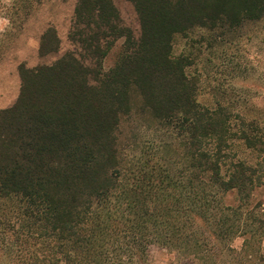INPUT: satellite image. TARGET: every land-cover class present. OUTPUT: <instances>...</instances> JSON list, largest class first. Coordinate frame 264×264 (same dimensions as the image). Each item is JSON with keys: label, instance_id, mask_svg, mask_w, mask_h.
I'll use <instances>...</instances> for the list:
<instances>
[{"label": "trees", "instance_id": "obj_1", "mask_svg": "<svg viewBox=\"0 0 264 264\" xmlns=\"http://www.w3.org/2000/svg\"><path fill=\"white\" fill-rule=\"evenodd\" d=\"M127 1L137 30L115 0H77L75 48L18 65L19 94L0 108V264H150L153 243L196 264H264L263 109L202 102L194 58L175 53L178 35L264 22V0ZM34 2L5 7L0 45ZM60 48L48 25L40 57ZM134 113L151 114L159 146L120 145Z\"/></svg>", "mask_w": 264, "mask_h": 264}, {"label": "rangeland", "instance_id": "obj_2", "mask_svg": "<svg viewBox=\"0 0 264 264\" xmlns=\"http://www.w3.org/2000/svg\"><path fill=\"white\" fill-rule=\"evenodd\" d=\"M13 1L0 0V35L10 27L3 14L5 7ZM76 1L35 0L30 17L23 22V28H13L7 34L6 42L0 45L3 52L0 61V108L10 106L19 94L21 80L18 65L21 61L29 66L50 63L66 50L75 48L67 35ZM115 1L124 22L137 30L138 19L132 3L127 0ZM48 25L56 27L61 48L57 54L40 57V37ZM208 33L194 32L188 38L178 35L175 41V53L188 54L195 60L188 70L199 78L200 100L212 104L217 99L230 101L235 98L246 102L247 106L264 111V22L250 24L241 35L211 39ZM263 111L253 113H262L260 117L264 118ZM120 136L121 146H159V128L150 113H146L145 117L134 113L124 123ZM235 196L229 193L225 201L234 202ZM255 200L262 201L264 206V185L257 189ZM232 245L240 249L243 237H236ZM148 256L150 264H196L187 254L159 243L149 246Z\"/></svg>", "mask_w": 264, "mask_h": 264}]
</instances>
